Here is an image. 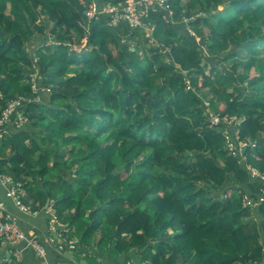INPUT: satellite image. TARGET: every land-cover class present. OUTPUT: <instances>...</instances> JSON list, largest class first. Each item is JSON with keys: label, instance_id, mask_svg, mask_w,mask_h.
Masks as SVG:
<instances>
[{"label": "clouds", "instance_id": "clouds-1", "mask_svg": "<svg viewBox=\"0 0 264 264\" xmlns=\"http://www.w3.org/2000/svg\"><path fill=\"white\" fill-rule=\"evenodd\" d=\"M113 262L264 264V0H0V264Z\"/></svg>", "mask_w": 264, "mask_h": 264}, {"label": "trees", "instance_id": "trees-1", "mask_svg": "<svg viewBox=\"0 0 264 264\" xmlns=\"http://www.w3.org/2000/svg\"><path fill=\"white\" fill-rule=\"evenodd\" d=\"M116 39H117V37H116ZM118 39H119V37H118ZM118 39H117V40H118ZM160 203H161V204H163V202H162V201H160ZM90 216H91V213H90ZM124 219L126 220V219H127V217H124Z\"/></svg>", "mask_w": 264, "mask_h": 264}, {"label": "crops", "instance_id": "crops-1", "mask_svg": "<svg viewBox=\"0 0 264 264\" xmlns=\"http://www.w3.org/2000/svg\"><path fill=\"white\" fill-rule=\"evenodd\" d=\"M113 264H115V262H113Z\"/></svg>", "mask_w": 264, "mask_h": 264}, {"label": "water", "instance_id": "water-1", "mask_svg": "<svg viewBox=\"0 0 264 264\" xmlns=\"http://www.w3.org/2000/svg\"><path fill=\"white\" fill-rule=\"evenodd\" d=\"M115 35V34H114ZM117 39H118V37H117Z\"/></svg>", "mask_w": 264, "mask_h": 264}]
</instances>
